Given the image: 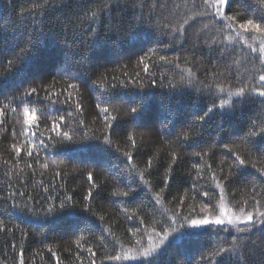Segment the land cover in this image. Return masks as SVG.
Wrapping results in <instances>:
<instances>
[{"label": "trees", "instance_id": "obj_1", "mask_svg": "<svg viewBox=\"0 0 264 264\" xmlns=\"http://www.w3.org/2000/svg\"><path fill=\"white\" fill-rule=\"evenodd\" d=\"M217 2L0 0V264H264V0Z\"/></svg>", "mask_w": 264, "mask_h": 264}, {"label": "rangeland", "instance_id": "obj_2", "mask_svg": "<svg viewBox=\"0 0 264 264\" xmlns=\"http://www.w3.org/2000/svg\"><path fill=\"white\" fill-rule=\"evenodd\" d=\"M217 5L220 7L221 14L224 13L225 7H226V0H218ZM241 223L247 222L246 220L240 221ZM213 224H220V221L217 222H208V221H202V222H196L191 226V231H200L204 229L205 227Z\"/></svg>", "mask_w": 264, "mask_h": 264}]
</instances>
